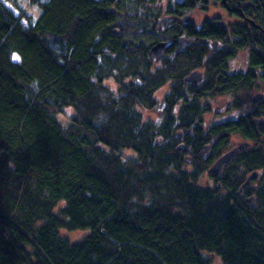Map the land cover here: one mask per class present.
<instances>
[{
	"label": "trees",
	"instance_id": "16d2710c",
	"mask_svg": "<svg viewBox=\"0 0 264 264\" xmlns=\"http://www.w3.org/2000/svg\"><path fill=\"white\" fill-rule=\"evenodd\" d=\"M125 1L31 0L40 14L22 13L25 20L0 2V264H211L207 255L221 264H264L263 199L254 207L237 194L244 177L222 184L224 194L199 183L231 136L264 140V102L206 134L192 128L202 109L187 100L172 118L185 125L145 121L139 107L155 106L153 93L170 75L141 72L149 47L134 36L157 37L153 18L161 12L147 5L153 0H134L137 17L118 16L111 7H132ZM226 1L229 8L245 6ZM207 2L175 0L165 16ZM238 27L229 31L208 20L183 25L195 43L230 41L224 58L249 48V64L260 68L240 76L228 71L223 57L213 60L205 48L188 47L192 56L176 59L187 73L206 66L208 91L235 92L257 81L264 86V35ZM137 74L120 97L104 84ZM66 107L76 115L64 128L56 114ZM256 115L262 118L257 126ZM179 128L194 134L184 150L173 143ZM188 148L195 149L192 162ZM247 153L248 170L263 164L257 152ZM61 230L87 233L70 242Z\"/></svg>",
	"mask_w": 264,
	"mask_h": 264
},
{
	"label": "rangeland",
	"instance_id": "374dc122",
	"mask_svg": "<svg viewBox=\"0 0 264 264\" xmlns=\"http://www.w3.org/2000/svg\"><path fill=\"white\" fill-rule=\"evenodd\" d=\"M122 1L124 3L125 0ZM133 1L134 0L125 1L126 4L132 5V7H130V9H128L127 12L128 14H130V16H135V13L137 12L136 10L138 8L137 5H135L136 2L133 3ZM150 1L151 0H149V2ZM0 2H3L4 5L8 6L10 9H12L15 12L16 15H19L21 17H22L21 15L22 13L27 15L28 17L30 15L36 17L40 14L38 5L31 4L30 3L31 0H0ZM174 2L175 0H153V3L151 4L147 3V5L150 6L152 10H155V12L156 11L161 12L160 16H158V20H159L162 16L170 15L167 13V7ZM263 3L264 0H260L259 2L260 7L264 9ZM249 7H251V10H248ZM242 9L246 10L245 12L246 15H252L253 13H251V11L253 12L255 10V8L252 7V4L249 5L245 4V6L242 7ZM260 12L261 11H258L257 14L259 15ZM185 13L191 16L192 22L196 26L200 25L204 20H208L210 22L221 24L225 26L227 30L230 31L231 26L234 23L241 22V20L239 21L237 20V16L235 15L236 11H233L231 8L228 10V8H226L222 2H219V0L218 1L208 0L206 5L197 6L195 9L188 12L186 11ZM171 16L172 19H177L181 17L179 15H171ZM22 19L25 20L24 17H22ZM153 20H155L156 22L157 18L154 16ZM258 21L259 23H262L261 18ZM175 25H176L175 23L172 24L170 23L166 27L164 26L165 28L163 29V33H161L160 35L162 36L165 35V37L167 38H169L170 36H175L176 34L174 33L175 32L174 27L182 29L181 25L179 26H175ZM258 34L261 35V37H263L264 35L260 32ZM231 36L233 35L230 33L229 36L230 39H232ZM157 38L158 36L156 37L154 34H149V35L137 34L134 36V39L137 42L141 41L142 44L147 45L148 47H151L156 42ZM229 45H230V41H229ZM132 53L135 54V51L132 50ZM146 58L148 60V63L146 64V67L141 70V72H145L146 68H149L150 71L152 72L154 70H160L169 74L170 76L168 77L171 79L168 81L170 82V84L167 82L166 85H163V88H159L158 90L154 91L153 98L155 99L156 104L153 108H147L146 106L139 107V111L143 119L145 121H149L150 123L152 122L153 124L157 125V127H159L161 124L165 122L172 123L175 126V128L176 126L179 127L185 125L186 120L181 121L179 123L177 119L172 120V118L173 117L176 118V116H178V112L181 109L182 104L185 102V98L189 100L186 101L187 105L192 106L194 103H196V101H194L193 99L194 95L191 96L190 93L186 95V93L184 94L182 92V88L183 87L188 88L187 84H189L183 81V77L187 74L186 70L180 67L179 64H181V62L179 61V59H176L175 56L173 55H170L162 60H157V59L151 60L149 58V54H147ZM175 65H177V68L175 69L172 68ZM240 67H241V58L240 56H235L228 64V71L235 72ZM198 68L199 71H201L204 75L202 79L203 81L201 84L196 86L189 84V86L191 85V87H189V91L190 90L191 92L195 91L197 94H199L200 92H204L203 93L204 95L197 101L202 109V113L198 118V120H195V124L192 125V128L200 127L202 133L206 134L208 130L211 128V126L223 121L224 119H229V118L236 119L240 116L248 115L251 114L252 112L254 113L255 107L257 106H254L255 103H252L251 98L254 94L264 92V89L261 87L262 85H260L261 83H255L254 86L251 87L250 89L241 88L242 90H238L235 92L228 91L227 93L217 94L215 92L208 91V89L211 86H208L209 88L207 87V83H208L207 82L208 77L206 75L207 67L206 66L195 67L194 69H198ZM192 70L193 69H191V71ZM139 76L140 75L138 74L135 77L129 76L124 80L123 84L118 79H114V78L106 81L104 84L115 94L116 97H120L123 91V85H125L126 83L128 84L130 82H133L135 79L139 80L138 79ZM173 77H175L177 81V82L175 81L177 84L174 88H172L171 85ZM183 96H185V98H183ZM263 100L264 99L259 100L256 104L260 102H264ZM75 115L76 114L74 113L73 108L66 107L60 113L56 114V119L60 122L61 126L65 128L68 126L71 119L75 117ZM262 117L264 116L262 115ZM258 118H259L258 115H256V116H252L251 119L252 120L257 119L258 121ZM178 131L179 132H177V134L174 136L176 142L173 143L177 145V150H180L181 148L184 150L186 143L192 140L191 137H193L194 134L192 130H190L189 132L187 130L184 131L182 128H179ZM242 141L245 140L237 136H231L228 141L229 143L221 147V152H220L221 156ZM213 143L214 142L211 141V142H207L205 145L207 146V144L209 145L212 144L213 146ZM254 144L250 143V146L249 148H247V151L242 152L246 149L245 148L241 152H239L237 157H234L232 161L229 163V165L223 169L222 174L218 175L216 173H211L209 171L210 167L207 168L205 171H203L200 174L199 183H201V185L204 187L219 189L220 184L221 185L227 184L228 186H232L233 179L236 180L237 177L246 178V176L250 175V173H256L255 171L260 170L261 165L258 164L259 167L255 165L252 170L251 169L248 170L246 165L247 161L245 160L250 158L247 157L248 155L247 152L250 150V154L253 151H255L258 153L259 157L262 158L264 161V140L259 144H255V145ZM193 150L195 149L188 148L186 154V158L188 159V161L191 162H192V158L194 157L193 155L195 154ZM209 150L210 148L208 149V151ZM208 151L207 152L204 151L203 154L205 155V153H208ZM124 155L126 157H132L133 153L131 151H124ZM198 158L204 160L205 157L198 156ZM188 168L191 170L192 166H188ZM243 189L245 195L242 196L239 195V196L243 198V200H245L246 202L248 201V203H253L254 207H257L259 205L261 199H263L264 201V162H263V168L261 169L257 177L253 178ZM219 191L223 194L227 193L224 187L223 188L221 187ZM250 198L252 199L251 202H249ZM62 206L63 203H59L56 210L62 208ZM60 233L62 236L67 237V239L70 242H77L84 237L87 231L77 230V231L67 232L65 230H61ZM207 256L211 258V264H221L220 260L216 258L214 255H207Z\"/></svg>",
	"mask_w": 264,
	"mask_h": 264
},
{
	"label": "bare ground",
	"instance_id": "6f19581e",
	"mask_svg": "<svg viewBox=\"0 0 264 264\" xmlns=\"http://www.w3.org/2000/svg\"><path fill=\"white\" fill-rule=\"evenodd\" d=\"M224 2V0H221V2ZM240 2H246L245 4H247V5H249V4H252V7H254L255 8V10L252 12L251 11V13H253V14H255V15H246L245 14V12H246V10L245 9H242L241 7H238V8H231L233 11H237V9H238V11L240 12V13H243V14H245V16H246V18H248V19H246V22L248 23V25H250V23L252 24L253 22H255L256 23V27H254V29L256 28V30L259 32V29H258V27H260V28H262L263 30H264V25H263V22H264V9L262 8V7H260V4H258V0H240ZM263 7H264V3H263ZM113 10H116L117 12H118V16H126V14H127V11H128V9H130V6L129 5H124V6H122L120 9H118L117 10V6L116 5H113L112 7H111ZM248 10H251V7H249V9ZM258 11H261L260 13H259V15L257 14L258 13ZM263 11V12H262ZM186 12V11H185ZM185 12H182V13H180V15L179 16H181V17H179V18H177V20H176V22H178V24H180L181 25V27L183 28V25H188V24H190V23H193L192 22V19H191V16L189 15V14H186ZM188 12V11H187ZM185 16H188L189 17V22H186V21H184L183 20V18L185 17ZM251 16V17H250ZM135 17H137V15H135V16H132V19H135ZM169 17V21L168 22H166V23H164L162 26H161V28L158 30V19L156 20V22H157V24H156V27H155V32L158 34V38L156 39V42H158L159 41V39L161 38V33H163V29L168 25V24H170V16H168ZM242 17V15L241 16H239L238 18H237V20L238 19H240ZM261 18V20H262V23H259V19ZM234 24H236V26H239L238 28H236L237 30V32H239L238 30H239V28H241L240 26H242L243 27V25L242 24H240L239 22H237V23H234ZM165 26V27H164ZM199 26V25H198ZM198 26H196L195 25V27H198ZM242 29V28H241ZM243 31H247V29H245V30H243ZM175 33L177 34V35H179V34H181L182 33V29L181 28H176L175 29ZM260 33H262V34H264V32H261L260 31ZM183 34V33H182ZM258 36H256V37H258V38H262L263 39V37H261V35H259L258 33H256ZM237 38V37H236ZM235 38V39H236ZM164 40V42H165V40H166V42L167 43H176V41L173 39V40H169L168 38H164L163 39ZM231 40H233V37H232V39ZM206 41V42H205ZM166 42H165V46H166ZM213 42V40H211V41H209L208 39H205V40H203L202 41V43H195L194 41H193V39H192V37H191V39H189L188 38V43H189V45H192L191 46V50H193L192 49V47L193 48H198V46L202 49H204L205 48V51L208 53V55H210L211 57H213V60L215 59V60H217V59H220V57H225L226 55H228L230 52H231V50H232V45L230 44L229 45V42H228V46L227 47H225L224 48V50L223 51H221V52H218V53H215V52H217L218 50H219V47H217L215 50L214 49H212V45H211V43ZM202 44H204L206 47H203L202 46ZM220 44V43H219ZM260 43H258L257 44V46H256V49L258 50V52H262V50H261V46L259 45ZM262 44V43H261ZM166 49V48H165ZM191 50H189V51H183L182 53H185L187 56H192L191 55V53L193 52V51H191ZM242 50H245V49H242ZM215 53V54H214ZM179 54H181V52L179 53ZM233 55V54H232ZM163 57H164V55H163ZM163 57L162 58H160V59H163ZM204 57V56H203ZM235 56L233 55V56H230L228 59H227V57L226 58H224V61L226 60V63H227V61H228V63H227V66H228V64H229V62L234 58ZM209 61V60H208ZM207 61V62H208ZM208 64V63H207ZM189 66H192V64H189ZM210 66V65H209ZM201 72V71H200ZM175 81H176V78H175ZM177 82V81H176ZM196 86V85H195ZM186 91H187V89L186 88H182V92L185 94L186 93ZM201 93V92H200ZM260 93H262V92H260ZM264 94V93H263ZM184 97V96H183ZM260 123H262V122H260ZM254 125H256L257 126V120H256V123H255V121H254ZM184 141V140H183ZM178 145H181V144H178ZM206 145H204V147H205ZM176 148H177V145H176ZM239 154V153H238ZM235 157H237V156H235ZM232 161V159L230 160V161H228L226 164H225V166H224V168H226V166H228L229 165V163ZM212 166V165H211ZM223 172V171H222ZM251 174H254V173H251ZM250 174V175H251ZM246 178H247V176H246ZM246 178H245V180H246ZM244 182L245 181H243L239 186H238V188H237V194H239V191H240V189H241V187H242V185L244 184ZM221 188V184H220V186H219V189ZM243 189V188H242ZM240 193H244V190L243 191H241Z\"/></svg>",
	"mask_w": 264,
	"mask_h": 264
},
{
	"label": "flooded vegetation",
	"instance_id": "af4514ba",
	"mask_svg": "<svg viewBox=\"0 0 264 264\" xmlns=\"http://www.w3.org/2000/svg\"><path fill=\"white\" fill-rule=\"evenodd\" d=\"M215 1V0H214ZM219 2H221V0L219 1ZM222 3H223V5L226 7V8H228V10L230 9L229 8V4L227 3V1L226 0H224V2L222 1ZM234 14V13H233ZM235 15L237 16V18L239 17V16H241L242 15V17L240 18V19H238V21L239 20H241V22H240V24H242L243 25V27L245 28V29H251L252 30V32L254 33V31L256 30V28L255 29H253L254 27H256V23L255 22H253L252 24L250 23V25H248V23L246 22V19H248V18H246V16H245V14H243V13H235ZM252 15H255V14H252ZM171 18H170V23L172 24V23H175L176 25L175 26H179L180 24H178V22H176V20L177 19H172V16H170ZM251 17V16H250ZM174 29H176V27H174ZM258 29H259V32L261 31V32H264V30L262 29V28H260V27H258ZM256 32V31H255ZM182 33H183V31H182ZM257 33V32H256ZM184 37V38H186V39H191V35H187V34H185V33H183V34H180V35H175V37H174V40L176 41V39L178 38V37ZM258 36V35H257ZM159 41H164L163 40V38H161ZM215 41V40H214ZM217 41V40H216ZM165 42H166V40H165ZM168 42V41H167ZM166 42V49H165V51H164V57H163V59L164 58H166V57H168V56H170V55H173V56H175V58L176 57H179V56H181V55H183V54H185V53H182L183 51H184V49H185V51H188V47H191L192 45H189V43L187 42V43H184L183 45H179L177 42L176 43H167ZM218 42V41H217ZM228 46V44H223V43H220L219 44V42H218V47H219V49H221V50H224V48L225 47H227ZM248 50H249V48H246L245 50H238L237 52H236V54H235V56H240V58H241V67L238 69V70H236L235 72H230V73H234V74H239L240 76H243V75H245L247 72H253L255 75H257V73L260 71V68H256V67H252L250 64H249V57H248ZM181 52V54H179ZM177 55V56H176ZM157 60H162V59H157ZM193 70H199V68L198 69H193ZM192 70V71H193ZM191 72V71H190ZM189 73V72H188ZM188 73L186 74V75H188ZM185 75V76H186ZM185 76L183 77V81H184V78H185ZM203 77H204V75H203ZM171 79V78H170ZM169 79V80H170ZM168 80V81H169ZM167 81V82H168ZM203 81V80H202ZM167 82L165 83V84H163V85H166L167 84ZM169 84H170V82H168ZM202 83V82H201ZM201 83H199V84H201ZM256 83H261V82H259V81H257ZM176 82H175V77H173L172 78V88H174L175 86H176ZM190 84V83H189ZM189 84H187L188 85V88H186L187 89V91H186V95L188 94V93H190L191 94V96H193L194 95V101H196V103H194V104H197V105H199V103L197 102L201 97H203V93L204 92H201V93H199V94H197V93H193V92H191V90L189 91V87H191V85L189 86ZM198 84V85H199ZM254 84L255 83H253V86H254ZM193 85V84H192ZM260 85H262V84H260ZM252 86V87H253ZM263 89H264V86L262 85L261 86ZM160 88H163V86H161ZM185 88V87H184ZM201 88V87H200ZM159 89V88H158ZM157 89V90H158ZM245 89H247V88H245ZM248 89H250V88H248ZM238 90H242V89H238ZM237 90V91H238ZM156 91V90H155ZM216 93V92H215ZM264 93V92H263ZM217 94H219V93H217ZM183 98H185V96L183 97ZM264 99V98H263ZM185 100H188V99H186L185 98ZM189 101V100H188ZM200 106V105H199ZM254 106H257V104L255 103V105ZM200 116H198V118H199ZM198 118H196L195 120H198ZM232 119H234V118H229V119H224L223 121H221V122H219V123H216V124H214V125H217V124H221V123H223V122H225V121H228V120H232ZM262 119V118H261ZM255 120H257V119H255ZM258 123H260L259 122V120L257 121V124ZM195 124V121H194V123H193V125ZM213 125V126H214ZM260 143V141L259 142H255V144H259ZM254 144V145H255ZM250 146V145H249ZM249 148V147H248ZM247 149V148H246ZM258 164V163H257ZM257 164H254V165H257ZM263 168V164H261V166H260V170H256L255 172L256 173H258L259 174V172L261 171V169ZM251 174V173H250ZM244 181H245V179H244ZM244 190V189H243ZM242 190V191H243ZM238 195H240V196H242V195H245L244 193H239ZM248 200V199H247ZM250 201L249 202H251V198L249 199ZM248 202V201H247Z\"/></svg>",
	"mask_w": 264,
	"mask_h": 264
},
{
	"label": "water",
	"instance_id": "95a60500",
	"mask_svg": "<svg viewBox=\"0 0 264 264\" xmlns=\"http://www.w3.org/2000/svg\"><path fill=\"white\" fill-rule=\"evenodd\" d=\"M184 21L189 22V17L185 16L183 18ZM169 21V17L168 16H163L158 20V30L161 28V26ZM176 42L179 45H183L184 43L188 42V39L184 38V37H178L176 39ZM206 42V41H205ZM212 45V49H216L218 47V42L215 40L211 43ZM165 42L164 41H158L155 42L151 47H149V58L151 60H156V59H160L163 57L164 55V51H165ZM203 79V73L200 72L199 70H193L191 72L188 73V75L185 76L184 78V82L185 83H190L193 85H198L199 83L202 82ZM264 98V94L263 93H257L254 94L251 98L252 103H257L259 100H262ZM256 123V120H254ZM260 122H262V119L259 120ZM250 145V143L248 141H242L239 142L235 147H233L232 149H230L229 151H227L226 153H224L222 156H220L210 167L209 171L211 173H216L218 175L222 174V171L224 169L225 164L230 161L231 159H233L235 156L238 155L239 152H241L243 149L248 148ZM209 149V145L204 147V151L207 152ZM258 175V173H254L251 175H248L244 184L242 185L239 193L243 190L242 188H244L253 178H256Z\"/></svg>",
	"mask_w": 264,
	"mask_h": 264
}]
</instances>
